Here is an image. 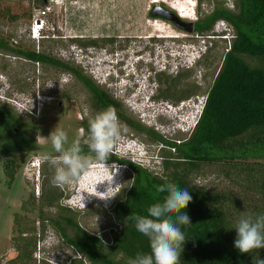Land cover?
I'll return each mask as SVG.
<instances>
[{"label":"rangeland","instance_id":"obj_1","mask_svg":"<svg viewBox=\"0 0 264 264\" xmlns=\"http://www.w3.org/2000/svg\"><path fill=\"white\" fill-rule=\"evenodd\" d=\"M213 1L164 0L163 4L170 6L173 12L177 14V17L183 11V13L188 15L184 20L194 23L197 18L209 12ZM224 2L227 8H232L233 1ZM158 3L161 2L159 1ZM148 5H151L148 0H46L39 5L38 0H0V12L7 11L9 15L16 16L11 20L0 18V36L6 40L7 46L9 38L13 37L28 46L34 45L35 49L37 43H40L39 39L37 42V39H32L29 35L31 22L35 17L42 18V22H44V29L39 34L49 36L50 32H54L55 36V27H62L60 31L62 37L57 39L59 42L51 45L44 43L46 51L51 54H58L64 60H68L71 66L79 68L83 74L90 76L92 79V71L96 70L100 73L102 68H100V71H98L99 67L94 69L92 60L89 61V58L84 59L78 52L83 51V49H89L94 51L93 53H97L101 46L85 48L75 43H68V37L73 35L98 36L106 34L118 40L115 46L126 44L130 40L128 45L141 46L144 44H141L142 42L140 41L146 38L147 35L156 36L155 34H160L159 37L169 38L157 39L165 41L158 42L161 43L162 47L160 48L164 52L168 50L170 53H176L179 57L186 56L192 49L191 47L196 49L200 45L198 40H202L205 46L204 54L188 69L184 67L170 68L164 72L152 75L147 81L142 79L130 82L118 79L111 80L108 83L109 87H107L111 88L109 95L118 102L122 116L133 123L139 124L144 130L153 131L167 140L173 139L177 144L189 132H176L173 128L171 130L169 123L172 122V115L176 116L178 111L176 113L173 110L172 113L170 107L168 109L163 105H158V103L166 102L172 105V108H174L173 106L176 108L180 104L185 107L191 106L197 100L204 99V93L210 86L221 62L222 55L228 47V40L215 37L205 39L203 35L220 34L219 32L223 31L222 27L225 26V23L222 20H217L209 31L201 35L196 34L193 30L191 33H187L178 30L176 27L174 28L169 22L160 19H149L146 16ZM52 27L54 31H51L50 28ZM153 38L154 40L156 39V37ZM126 39L128 40L126 42L120 41ZM151 43L154 44L153 42ZM68 45L71 46L69 47ZM103 47L110 50L114 48V45H104ZM149 56L152 57V54L150 53ZM57 75L58 73L52 68L45 70L35 63L20 62L16 58L13 59L9 51L0 49V264H8V261L16 255V246L13 244L12 239L19 234L17 228L27 229L31 226L34 230L33 232L23 230L22 235H20L22 238L24 236L28 238L30 235L35 238L30 261L26 264H43L41 259L46 264H88L85 260L78 262V255L60 240L56 231L46 221H40L34 210L38 206L37 202L34 201V206L31 210L30 194L32 193L35 199L41 192L46 191L49 187L48 181H50L47 179V173L54 174V169L48 163H41L40 157L43 154L58 155L52 150L50 141L44 139L48 138L55 128L62 129L67 133L69 143L74 139L75 135L79 134V130L71 122L73 121V113L65 114L69 125H65L63 128L58 124L59 120L57 118L60 111L56 106L57 100L55 99V80ZM170 82L173 84L169 85L168 83ZM50 85L52 86L50 87ZM168 85L171 90H169L166 97H163L162 93H165L164 90ZM24 86L31 89L32 95L30 97L22 92V89L25 88ZM152 95L153 97H151ZM175 96L182 97L175 99ZM80 98L77 118L84 113L85 115L89 113L85 99ZM46 102L51 104L48 106L49 110L45 109L43 111ZM159 106H161L160 111L164 115V117L159 119L160 124L163 123V126L154 127L153 123L159 125L158 121L155 120ZM182 109L181 112L185 108L182 107ZM155 114V117H150V115L153 116ZM117 118L120 125L121 140L118 143L124 144L129 138L142 145L149 146L157 143L150 134L135 130L128 126L120 117L117 116ZM16 120L22 123L26 130H21ZM28 123H33L32 128H27ZM32 141L36 149L33 152L27 151L32 145ZM117 144L113 155L114 158L122 153L118 149L119 146ZM20 151L26 152L20 155ZM160 152L159 155L165 156L167 154H175L176 150L167 148ZM19 155L20 167L11 184L6 185V178L2 172V163L7 158L18 157ZM146 170L151 173H160L161 171L158 168L156 169V167L152 168L151 163L146 167ZM42 171L44 173L43 176ZM126 171L130 174L128 169ZM127 176H125L124 184ZM191 180L196 185L211 190H231L234 188L222 177L219 168L213 165L203 167L201 172L191 176ZM72 187L74 185L57 187L62 195L58 204L67 207L65 198L68 199ZM233 190H236V188ZM40 208L44 215H54L56 212L54 207L42 206ZM73 209L70 210L74 212V219L79 227L102 237L106 242L109 241L107 232L115 226V223L103 208L92 205L86 209ZM72 256H74L76 261ZM13 264L22 263L15 262Z\"/></svg>","mask_w":264,"mask_h":264},{"label":"trees","instance_id":"obj_2","mask_svg":"<svg viewBox=\"0 0 264 264\" xmlns=\"http://www.w3.org/2000/svg\"><path fill=\"white\" fill-rule=\"evenodd\" d=\"M224 3V0H214L209 12L193 23L192 30L201 35L209 31L215 21L223 20L231 27L232 38L204 93L200 115L181 142L176 144L153 131L144 130L121 115L116 100L100 98L96 93L97 88L93 89L91 105L97 112L111 107L128 126L150 134L165 149L176 150L173 155H159L160 173L130 165L113 155L109 157L107 161L127 163L132 173L110 210L109 215L115 226L107 232L109 241L79 227L74 212L58 204L62 195L51 184L53 175L50 172L47 173L50 180L47 190L35 199L30 194L31 210L34 201L37 202L38 206L34 209L37 217L41 222L46 221L60 240L78 255V262L127 264L128 259L135 258L137 254L150 253L148 239L136 231L133 221L125 220L130 215L147 216L149 206L162 202L166 194L157 193L156 188L166 181L187 188L192 197L183 210L190 218V225L183 226L186 240L182 245L180 264H254L253 257L256 255L264 259V249L242 254L234 247L237 236L234 228L239 212L264 214V0H233L232 8H227ZM15 17L7 11L0 12V18L11 20ZM5 46L8 48L6 40L0 37V48ZM31 57L49 64L55 63L64 70H74L66 62L58 63L41 55L32 54ZM169 85L162 93L163 97L171 90ZM16 123L21 130L26 129L17 120ZM32 126L33 123L27 124V128ZM35 149L32 141L27 151L33 152ZM82 149L85 154L88 153L86 145H82ZM19 157L7 158L2 163L6 185L14 180L20 167ZM212 165L219 168L222 177L236 190H211L191 180V176L201 172L203 167ZM42 206L54 207L56 212L54 215H44L40 208ZM17 229L19 234L12 239L16 255L8 264H26L31 258L35 238L32 235L22 238L20 235L23 230H34L32 226ZM41 261L46 264L43 259Z\"/></svg>","mask_w":264,"mask_h":264},{"label":"clouds","instance_id":"obj_3","mask_svg":"<svg viewBox=\"0 0 264 264\" xmlns=\"http://www.w3.org/2000/svg\"><path fill=\"white\" fill-rule=\"evenodd\" d=\"M224 23L225 26L220 25L223 29L219 32L220 34L203 35L205 39L215 37L229 41L232 38V30L226 22ZM43 29V23H39V31L32 33L30 30V37L38 39ZM159 36H155L156 39H169ZM151 38L153 37L149 36L141 40V44H144L141 46L130 45L126 49L115 47L110 50L107 48L97 53L88 51V55L82 54L81 51L78 53L84 59L92 60L94 69L99 67L98 71H100L102 68L100 73L96 70L92 71L93 79L102 84L116 79L128 82L137 81V79L147 81L152 75L170 68L188 69L199 60L205 51L204 42L198 40L200 45L196 49L191 47L192 49L186 56L179 57L168 50L164 52L160 44H152ZM150 53L152 57L149 56ZM203 103L204 99H200L195 104L186 107L180 104L179 107L173 106L172 108V105L166 102L158 103V105H163L168 109L170 107L172 113L173 110L176 113L178 111L176 116L172 115V122L169 123L171 130L173 128L176 132L188 133L195 125ZM182 107L185 108L183 112H181ZM160 108L161 106L157 110L158 115L155 119L159 125L153 123L154 127L163 126V123L160 124L159 121L161 117H164ZM156 114L150 117L153 118ZM44 140L50 141L52 150L58 153L57 156L43 154L40 157L42 162L48 163L54 169L51 184L56 187L74 185L68 199L65 198L67 207L81 210L96 205L109 214L126 185L124 184L125 176L132 175L127 163L116 160L107 161L111 155L115 154V146L120 140V125L115 110L109 107L90 119L87 132L81 128L70 144L67 133L58 128H55ZM82 145L87 146V154L83 152ZM117 146L122 153L116 154L115 158L123 159L130 165L145 169L149 163L152 168L160 169L159 150L166 148L158 143L149 146L142 145L132 138L127 139L124 144L118 143ZM126 169L130 171V174ZM156 191L166 194L162 202L149 206L147 216L130 215L125 220L134 222L136 231L148 239L150 246V253L137 254L135 258H129L127 264H180L182 245L186 240L183 226L190 225V218L183 210L191 202L192 197L187 188H180L173 182L166 181L157 186ZM239 213V219L234 228L237 233L234 247L242 254L264 249V214L251 211ZM121 255L124 254L121 253ZM253 260L254 264H264V259L259 258L258 255L253 257Z\"/></svg>","mask_w":264,"mask_h":264},{"label":"flooded vegetation","instance_id":"obj_4","mask_svg":"<svg viewBox=\"0 0 264 264\" xmlns=\"http://www.w3.org/2000/svg\"><path fill=\"white\" fill-rule=\"evenodd\" d=\"M46 0H38V5L39 4H43ZM154 6L160 7L165 11H169L171 13H173L176 16V13L173 12V9L170 8V6H167L163 3H157V4H153L151 3V5H148V12L146 13V16L149 19H160L163 20L165 22H168L166 19L162 18L160 15H156V16H151L150 11L153 9ZM156 11L158 12L159 10L156 9ZM179 16V14H178ZM180 19V18H179ZM34 20L37 21V23H43L42 22V18H37L35 17ZM183 21H186L184 19H181ZM193 24V23H192ZM175 28V27H174ZM51 31H54V28H50ZM55 36H54V32H50L49 36L40 34L39 36V44L37 43V45L35 46L34 49V45L32 46H28L24 43H21L19 39H14L13 37L9 38V42H8V48L2 47L0 48L1 50H6L9 51L11 53V57L14 59L16 58L17 60H20V62L23 63H32V64H36L39 65L41 67H43L45 70H48L49 68H52L53 70H55L58 75L56 77L55 80V86H56V97L55 99L57 100L56 102V106L59 109V115H58V124H60L63 128L65 125H69L68 124V120H66L65 118V114L67 113H73V121H71L73 123V126H75L76 129L80 130L81 128L85 129V132H87L88 129V121L92 118H94L99 112H97L91 105V101L93 98V89L96 87V93H98V95L100 96V98H112L109 93L111 88H107L109 87L108 83H98L97 81H95L94 79H92L90 76L83 74L81 70H79V68H76L75 66H73L74 70L73 71H69V70H64L62 68H60V66H55V63H51L49 64L46 61H39V60H33L32 59V54L34 55H41L46 57L51 58L53 61L58 62V63H69L68 60H64L63 58H61V56H59L58 54H51L49 52L46 51V47L44 46L45 44L51 45L52 43H56L59 42L57 39H60L62 36L60 34V31L62 30V27L56 26L55 27ZM178 29V28H177ZM180 30V29H178ZM182 31V30H181ZM30 33V32H29ZM30 35V34H29ZM156 36H159L160 34H155ZM155 37L152 35H147L146 37ZM1 37V36H0ZM55 37V38H53ZM38 39L36 40L38 42ZM121 42H126L128 41L126 40H120ZM131 41V40H130ZM130 41L128 43H130ZM140 41V40H139ZM138 41V42H139ZM151 42L158 43L159 41H164V40H157L154 38L150 39ZM68 43H75L76 45H81L82 47L88 48V47H92V46H101L99 47L98 51L102 50L104 51L106 48H104V45H114L115 47H118L120 49H126L128 46V43L126 42V44H122L120 46L116 45L115 43L118 42V40H115L112 36L106 35V34H102V35H98V36H85V35H73L72 37H68L67 39ZM161 45V43H158ZM69 47L71 45H68ZM113 48V49H114ZM88 51L90 53H93L94 51H91L89 49H83V51H81L82 54L84 55H88ZM51 52V51H50ZM25 88L22 89V92L25 93V95L27 96H31V89L24 86ZM83 96V97H82ZM83 98L85 99V104H87L88 109H89V113H85L82 116H79L77 118V113H79V104H80V100L79 98ZM80 98V99H81ZM51 103L50 102H46V104L43 107V111L45 109L49 110V105ZM78 108V109H77ZM70 122V121H69ZM71 126V124H70ZM23 129V128H22ZM26 130V129H23ZM24 133V131H23ZM77 137V135H75L74 139ZM72 141H70L71 143ZM69 143V144H70ZM24 151H20L19 154L22 155ZM22 159V158H21ZM42 163V161H41ZM44 163V162H43Z\"/></svg>","mask_w":264,"mask_h":264},{"label":"water","instance_id":"obj_5","mask_svg":"<svg viewBox=\"0 0 264 264\" xmlns=\"http://www.w3.org/2000/svg\"><path fill=\"white\" fill-rule=\"evenodd\" d=\"M159 10L158 12L156 11ZM151 16L160 15L162 18L166 19L169 23H171L174 27L187 32L191 33L193 29V24L190 21H183L175 16L173 13L169 11H165L160 7L154 6L153 9L150 11Z\"/></svg>","mask_w":264,"mask_h":264},{"label":"built area","instance_id":"obj_6","mask_svg":"<svg viewBox=\"0 0 264 264\" xmlns=\"http://www.w3.org/2000/svg\"><path fill=\"white\" fill-rule=\"evenodd\" d=\"M228 1H231V0H228ZM160 2L163 3L164 1L163 0H160ZM151 3L157 4L158 2H156V1L153 2V0H151ZM30 30H31L32 33H36V32L39 31V23H37V21L34 20V19L31 22Z\"/></svg>","mask_w":264,"mask_h":264},{"label":"bare ground","instance_id":"obj_7","mask_svg":"<svg viewBox=\"0 0 264 264\" xmlns=\"http://www.w3.org/2000/svg\"><path fill=\"white\" fill-rule=\"evenodd\" d=\"M155 1L157 2V0H155ZM155 1H153V2H155ZM179 16H180L181 18H183V19H185V18L188 17V15L185 14V13H183V11H182V14H180Z\"/></svg>","mask_w":264,"mask_h":264},{"label":"crops","instance_id":"obj_8","mask_svg":"<svg viewBox=\"0 0 264 264\" xmlns=\"http://www.w3.org/2000/svg\"><path fill=\"white\" fill-rule=\"evenodd\" d=\"M160 0H158L157 2H159ZM164 1V0H163ZM149 3H151V0H148Z\"/></svg>","mask_w":264,"mask_h":264}]
</instances>
